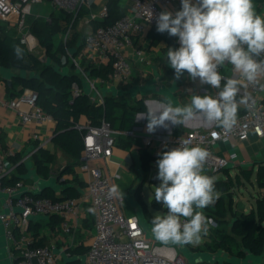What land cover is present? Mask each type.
I'll use <instances>...</instances> for the list:
<instances>
[{
	"label": "built area",
	"instance_id": "1",
	"mask_svg": "<svg viewBox=\"0 0 264 264\" xmlns=\"http://www.w3.org/2000/svg\"><path fill=\"white\" fill-rule=\"evenodd\" d=\"M44 1L49 2L48 10L65 11L71 15L63 33V41L66 44L74 30L79 8L82 5L90 6V0H0V34L15 33L22 44L30 51H35L39 42L31 32L29 18L33 16L50 19L52 12L48 11L46 15L34 13V6H41ZM129 1L131 6L128 15L87 33L82 54L70 55L73 64L85 76L90 89H96L97 79H91L86 74L81 64L83 57L94 65L111 64L109 80L127 82L133 74L127 49L133 45L134 35L143 32L148 26L157 28V18L164 8L181 0ZM100 15L101 18L107 16L106 4L102 7ZM174 39L179 44L178 38ZM142 53V50H137L139 58L144 60ZM220 72L226 79L239 78L228 64L221 67ZM260 83H264V76L260 77ZM241 90L248 94L247 104H244L237 116V123L230 130L214 123L210 129H189L177 134L173 131L170 134L139 135L134 128L116 130L107 121L97 126L87 120L80 121L76 126L83 131L84 149L77 168L86 174V178L84 188L78 196L57 199L39 196L35 193L37 187L23 179L14 184H4V177L12 176L16 165L6 154L0 152V193L5 195L4 199H0V222L10 247L21 252L14 264H57L63 258L57 253L55 244L34 242V237L28 231L30 223L37 220L33 217H60L62 228L71 235V241L66 246L69 247L75 245L76 231L87 213L92 215L94 233L84 264H210L201 261L191 263L175 245L151 241L139 216L135 213H125L120 204L121 196L118 192L111 191L116 188L115 179L119 178V165L112 168L110 165H104V161H111L119 137L133 143L140 141L141 148H145L154 157V163L160 153L188 140L191 145L208 150L205 174L224 173L225 169L232 167L238 159V153L233 151L225 155L219 152V143H228L233 139L245 141L251 133L264 137V90L258 85L241 87ZM79 91V87L75 85V94ZM217 91L214 89L212 95L215 96ZM243 94L239 92L237 99L240 100L239 95ZM92 96L93 99L103 101L101 93H92ZM38 98L39 94L35 90L26 88L20 95L4 100L3 105L16 110L23 124H34L33 138L38 141L40 147H47L52 143V137L43 136L41 129L53 118L38 105ZM56 174L57 172L54 175ZM223 177L226 178L227 175ZM66 179L64 175L59 180ZM204 215L211 221L209 230L216 226L214 217ZM68 257L70 256L66 252L65 258Z\"/></svg>",
	"mask_w": 264,
	"mask_h": 264
},
{
	"label": "trees",
	"instance_id": "2",
	"mask_svg": "<svg viewBox=\"0 0 264 264\" xmlns=\"http://www.w3.org/2000/svg\"><path fill=\"white\" fill-rule=\"evenodd\" d=\"M106 6L107 16L102 18V20H93V29L109 25L129 14V8L123 5L121 0H108ZM53 13L50 19L33 16L29 18L31 32L36 36L39 46L45 51L44 56H39L30 51L27 46L21 43L19 36H16L15 33L0 34V67L29 72L26 75L21 72L15 74L12 77L13 85L11 89H14L17 96L26 88L35 90L39 94L38 105L55 121L52 143L59 146L73 160L66 165L58 178L59 181L67 172L73 171L74 165L79 162L82 155L84 149L83 131L79 130L76 125L83 118L92 125H101L103 121H107L116 130H127L134 127L137 112L147 113L148 110L142 98L136 99L134 103L111 94L103 95V101L93 99L92 93L88 89L90 85L87 86L88 83L83 73L77 69L73 62L71 64L74 66V70H70L68 67L70 54L78 56L85 47V37L83 41L77 38L69 39L66 44L61 39L58 44H55V36L61 31L65 32L71 15L64 11H59L56 16ZM89 13L90 9L86 6L82 5L79 8L74 29L79 19ZM154 30L155 34H153V37L155 40L158 38L167 40L168 48L179 47L174 37L169 36L166 32L163 34L157 32L156 27H154ZM76 36L77 34H75ZM81 64L89 78L100 81L109 80V73L112 70L111 64L94 65L87 58H82ZM75 85L80 89L78 94H75ZM124 86L127 88L129 85L125 84ZM183 130V127L177 126L174 129V133L177 134ZM128 141L131 140L119 137L117 144L125 148ZM36 147L37 149L34 153L36 170L44 178H48L52 172H55L53 166L56 162V154L46 147H40L39 145H36ZM139 156L141 170L149 173L154 157L145 148H140ZM11 160L16 163V170L12 176L4 177V184H14L21 179L27 181V179L23 178L27 169L24 161H21V156L15 154L11 157ZM225 171L227 178L224 177L219 181L215 180V190H230L234 186L230 170L225 169ZM251 175V170L243 168L241 173H236L235 177L237 181L242 182L240 177L250 179ZM210 176L213 177V173ZM145 180L144 177L136 186L137 190L135 193L138 192L140 194L139 189ZM256 180L258 185L264 188V163L258 166ZM62 183L60 193H57L53 186L35 193L39 196H50L55 199L66 196H78L85 185V181L78 177L73 180L66 179ZM232 200L230 201L231 204L233 203ZM139 202L145 206L143 200ZM204 214L208 217L216 218L218 224L220 222L223 223L227 215V203L224 198L219 196L215 204L205 208ZM152 218V215L146 214V219L149 222H151ZM60 221V217L55 215L51 216L47 221L33 220L28 227V231L34 237L36 244H45L48 241L47 237L40 232L41 227L49 226L54 228ZM218 229V227L213 226L208 231L207 235L210 239L205 241V249L209 248V251L213 253L224 251L241 259L245 258L247 253L256 256L263 254L264 197L258 200L256 208H251L248 212H241L236 220L233 232H219L217 234L216 231ZM236 236L241 238V244ZM186 246L192 252L204 251L200 245L195 247L192 245ZM88 249L89 246L84 242L67 247L66 252L70 257L64 260V264H82V258L86 255ZM224 264H237V262L225 261Z\"/></svg>",
	"mask_w": 264,
	"mask_h": 264
},
{
	"label": "clouds",
	"instance_id": "3",
	"mask_svg": "<svg viewBox=\"0 0 264 264\" xmlns=\"http://www.w3.org/2000/svg\"><path fill=\"white\" fill-rule=\"evenodd\" d=\"M157 32L177 37L178 48H168V65L176 80L187 73L193 81L217 89L215 96L191 95L190 103L144 115L146 130L180 125L200 114L207 122L230 130L237 123L238 109L247 99H237L241 87L258 85L264 90V15L254 0H181L175 13L162 11ZM231 65L239 78H225L220 69ZM223 82V85H222ZM207 149L184 140L159 154L156 161L159 186L154 198L167 210L155 214L151 233L163 245L198 246L207 235L211 221L203 209L215 204V178L205 174ZM117 192L114 187L111 190Z\"/></svg>",
	"mask_w": 264,
	"mask_h": 264
},
{
	"label": "crops",
	"instance_id": "4",
	"mask_svg": "<svg viewBox=\"0 0 264 264\" xmlns=\"http://www.w3.org/2000/svg\"><path fill=\"white\" fill-rule=\"evenodd\" d=\"M107 1L108 0H90V6L84 5L90 9V13L86 14L85 16L79 19L76 28L71 33L70 39L77 38L78 40H82V41L84 40V37L86 35L84 33V30L87 31L88 27L91 28L90 31L93 30L92 21L102 20L101 15H100L101 9L107 3ZM195 2L196 0H193V3ZM121 3L127 6L130 11L131 2L129 0H121ZM254 3L256 4L257 12L261 15H264V0H254ZM180 8H181V1L175 2L172 5L166 6L164 8V11L167 10V11L175 13L176 11L180 10ZM48 11L55 12L52 10H48ZM58 34L60 37L61 34L63 35V32L61 31ZM75 34H77L76 37H75ZM153 34H155V30H154V27H151V26H148L143 32L135 34L133 38L134 43L132 46L128 47L127 55L130 58L132 62V66L134 68V75H132L131 78L132 79L135 78L134 80H136L135 82L136 85H142L146 81L157 79V87H159L160 91H157V93H152V94H154L157 97V99H160L163 102L156 101L159 106L157 107L150 106L151 110L153 112H156V111L161 110L163 106L166 105L164 101L165 99H167V95H163L162 93L164 90H167L168 82H175L174 81L175 77H174V70L168 65V60H167L168 42L167 40L162 39V38L161 39L158 38L155 40V38L153 37ZM59 37L56 38L55 36V39H59ZM84 48L79 54V56L84 51ZM137 50L143 51L142 57L144 58V60H141L139 58L137 54ZM17 73H18L17 69H13V68L3 69L2 67H0V152L6 154L10 161H12L11 157L13 155L19 154L21 156V161H24L26 169H27L25 177H28L30 174H32V172H36L38 176L43 177L37 172L36 165L34 163V153L36 151V145H38V141L33 138V134L35 131L34 124H29V125L23 124L19 116V113L16 110L3 105L4 100H9L17 96L14 89L13 90L11 89V86L13 85L12 77ZM186 75L187 73H184L183 76H186ZM103 82H106L108 86H107V89H104V92L102 93V95L111 94V95L120 97L121 94H124L125 92L123 88L124 86H120L119 85L120 82L110 81V80L103 81ZM180 85L178 86L179 88H180ZM205 85L206 84H204L203 86ZM205 92H207L205 94L212 95V93H210L209 90L208 91L206 90ZM240 92H243L244 94L239 95V99H242V98L248 99V94L246 92L242 91L241 89H240ZM177 93H179L178 95L180 97L177 95L176 98L177 97L179 98V103L181 106L187 105L190 103L191 97L189 98V100L183 101L181 98L182 95L180 94L179 90ZM120 98L125 99L122 97ZM141 98H142V95H139V96L137 95L136 97V99H141ZM243 107H244V104H241L239 106L238 114L243 109ZM141 119L145 121L144 126H138L136 124V122ZM82 120H86V119L83 118ZM138 120L135 121V125L133 128L139 133V135L151 134L146 130V126H147L146 119H144L143 117H140ZM213 125L214 123L207 122L200 114H197L187 122V125L184 124V130L197 129V128L210 129ZM176 127H177L176 125H172L171 123H169L168 128L160 127V128H157L156 131L153 133L170 134L171 132L174 131ZM54 130H55V121L53 119L48 121L46 124H44V126L41 129L43 136L45 137H48V136L52 137L54 134ZM139 142L140 141H138L137 143H133V141H128V144L125 148L117 144V146H115L114 148L111 161L110 160L104 161V165H110L112 168H115L116 167L115 165H119V168H118L119 173H120V170H126L130 172L131 168L133 167V164L134 166L140 165L139 150L142 146ZM235 146L240 147L242 149V152H241V156L240 154H238V159L232 165V167H234L233 172L239 171V165L247 164L248 162L253 163L254 160H256L257 155L261 154V152L263 151L262 149H264V137H259L255 133H251L249 138L245 141H239V140L233 139L228 143H219V145L217 146V150L225 155H228L229 153L233 151L237 152L235 150ZM46 148L50 149L52 152L56 154V162L53 166L54 170L57 169V166H60L59 170H61L62 167L68 165L69 162L73 161L68 154H66L59 146H56L53 143H49V145ZM54 148H57L58 151L60 152L62 151V155L60 156L57 155ZM136 158H138V163L136 162ZM14 164L16 165V163ZM77 165H79V162L74 165L72 172H67L65 174V177L68 180H73L75 177H78L82 179L83 181L85 180L86 174L80 172L77 168ZM243 168H246V167H243ZM231 171L232 170L230 169V172ZM54 174L55 172H52L51 175L55 176ZM121 177L122 175L118 179H120ZM56 180L58 181L57 177H56ZM129 185L130 183L127 186ZM35 186L37 187L35 192H40V191H44L48 189L52 185H48V184L39 185V183L37 182ZM53 187L57 191V193H60V190L58 191V189L55 186ZM122 198L123 197L121 196V199ZM37 220H40V219H37ZM88 221L92 223V229H91V238H92V235L94 233V224H93L92 215L90 213H87L86 216L82 219L81 226L76 231L75 245L84 242L86 245L89 246V243H86L87 240L83 238H79V235H78L79 233H84L86 231V225L87 223H89ZM40 232L42 233L43 236L47 237V241H48L47 243L55 244L57 247V253L63 256V258L59 260L57 264H64V260L66 259L65 258L66 249L64 248H67L66 246L69 245V242L71 241L70 240L71 235L64 231V229L61 226V223H59L54 228H51L49 226H43L41 227ZM20 255H21V252L19 249L10 247L7 239L5 238L4 229L0 222V264H14V262L20 257ZM248 261H249L248 264H252L251 259H249Z\"/></svg>",
	"mask_w": 264,
	"mask_h": 264
},
{
	"label": "rangeland",
	"instance_id": "5",
	"mask_svg": "<svg viewBox=\"0 0 264 264\" xmlns=\"http://www.w3.org/2000/svg\"><path fill=\"white\" fill-rule=\"evenodd\" d=\"M49 2L48 1H44V4H42L41 6H34V13H41L46 15L47 11H48V7H49ZM59 12L55 11L53 13V15H58ZM91 30V28L88 27L87 31L84 30V33L87 34L89 31ZM59 37V34L56 35V38ZM61 39H63V35L61 34L59 39H55V44H58ZM34 53H36L37 55L44 56V50L43 48H41L40 46L33 51ZM71 55V54H70ZM45 58V57H43ZM72 60L71 57L69 59L68 62V67L70 70H74V66L71 64ZM18 73L21 72V70L17 69ZM29 72H27L28 74ZM134 75V68H133V74ZM135 79V78H134ZM134 79H129V81L125 82V83H118L120 86H124L125 84L129 85L127 86V88H124V94H121L120 97L125 98L127 100H129L130 102H135L136 101V97L137 95H142L145 98H157L154 94L151 93V82L146 81L144 84L142 85H136V80ZM175 82H168V88L167 90L163 91V95H167V99H165V104H167L168 102H171L173 104V106H178L179 104V98L176 96L179 94L177 93L178 90L180 92V94L182 95L181 98L182 100H189V98L191 97V95L193 94H199V95H203L207 92H205L206 90L210 91V93H213V88H211L208 85L203 86L202 84L199 83V80L197 79L196 81H193L189 78L188 74L186 76H182L180 79L178 80H174ZM181 84V85H180ZM89 84H87L88 86ZM96 89H90V87L88 86V89L93 93V94H102L104 92V89H107V84L106 82L100 81L97 79L96 83ZM180 85V88L178 87ZM202 87V88H201ZM179 88V89H178ZM204 89V91H203ZM206 89V90H205ZM179 96V95H178ZM180 97V96H179ZM180 98V99H181ZM151 106H159L157 102L155 103H151ZM189 121V120H188ZM187 121V122H188ZM136 124L138 126H144L145 125V121L143 119L138 120L136 122ZM178 127H183L184 128V124H180V125H176ZM57 155H62V151H58L57 148H54ZM235 150L238 152V154H240L241 156V152L242 149L240 147L235 146ZM263 151L261 152V154L257 155L256 160H254L253 163H247V164H243V165H239V171H234L233 172V168L234 167H230L229 170L231 169V177L234 180V186L230 189V190H215L218 197H223L225 202L227 203V215L224 218V222L223 223H219L217 222L216 218L215 221L217 222L215 225L216 227H218V231L217 234L219 232H233V229L235 227V223L236 220L238 218V216L241 214L242 211H250L251 208H256L257 206V202L260 198L264 197V188H261L256 180V172H257V168L260 164L264 163V149H262ZM136 162L138 163V158H136ZM246 167L245 169L247 170H251L252 171V175L250 179H246L244 177H240V179L242 180V182L237 181L235 175L236 173H241L242 168ZM60 166H57V169H55V172L59 171ZM121 173V174H120ZM119 173V177L122 175V177L120 179H115V184H116V189L117 192L119 194V196H122L123 198L120 200V204L123 208V210L125 211V213H135L139 216L140 220L142 221V224L145 228L146 231V235L147 237L153 241V242H158L152 235L151 233V222H149L146 219L145 216V212L143 211L142 207L139 208L138 212L136 209V206L138 205V202L143 200L145 202V204H147V208L149 210V213L155 215V214H162L165 213L167 210L163 207L162 203L157 202L156 200L154 202H151L150 199L152 197H154L153 193H154V187L155 186H159L160 181L159 182H155L154 180H152L154 173L158 174V167L156 165V163H152V168L151 171L149 173L147 172H143L141 170L140 165H135L133 164V167L131 168V171H126V170H120ZM226 171L223 173H215L213 174V177L215 178V180L218 177L221 176H225ZM207 175H212V173ZM145 177V182L143 183V185L140 187L139 192L140 194L135 193V188L136 186L142 181V179ZM227 178V177H226ZM135 182H134V181ZM133 181V182H132ZM27 182H31L32 184L36 185L37 182L39 183V185H44V184H48V185H52L55 186L58 191L60 190L61 185L63 184L61 181H57L55 176H50L48 178H44L41 176H38L36 174V172H32V174H30L28 176ZM59 182V183H58ZM132 182V183H131ZM130 183L129 186H127ZM5 195L3 193H0V199H4ZM233 198V200H232ZM155 199V198H154ZM233 201V203L231 204L230 201ZM240 202L245 203V208L241 209L239 207ZM205 209H203L202 211L204 212ZM34 219H40V220H44L46 221L48 219L47 216H36L33 217ZM89 223H87L86 225V231L84 233H79V238H83L86 239L87 242L86 243H90L91 240V229H92V224L90 223V221H88ZM218 225V226H217ZM212 238V237H211ZM237 240L239 241V243L241 244V238L239 236H236ZM210 238L208 237V235L203 236L201 243L199 244L200 247L202 249H204V251H197V252H192L189 251V256L187 257V259L189 260V262L191 263H196L197 260L200 258V256H202V258L204 260H206L205 262H208V259L210 257H213L214 255H216L219 259V263L223 264V262L227 259H232L235 261H243V262H249L248 260L251 259L252 260V264H264V253L261 255H252L249 253L246 255L245 258H239V257H235L234 255H231L229 253L224 254L223 252L217 251L215 253L209 251V248H206V244L205 241L209 240ZM213 239V238H212ZM179 250L180 248L178 246H176ZM181 251V250H180ZM182 252V251H181ZM220 252V253H219ZM183 253V252H182ZM184 254V253H183ZM211 263V262H209Z\"/></svg>",
	"mask_w": 264,
	"mask_h": 264
},
{
	"label": "water",
	"instance_id": "6",
	"mask_svg": "<svg viewBox=\"0 0 264 264\" xmlns=\"http://www.w3.org/2000/svg\"><path fill=\"white\" fill-rule=\"evenodd\" d=\"M3 69H6V68H3ZM22 73L24 74V75H26L27 73H26V71H22ZM150 82H151V86H152V91H151V93H157V88L159 89V87H157V79H155V80H150ZM142 99H144V103H145V105L147 106V109H148V112L149 111H152L151 110V107H150V105H149V103L150 102H156V101H162V100H160V99H157V98H145V97H143L142 96ZM163 102V101H162ZM178 106H181L180 105V103L178 104ZM146 113H144V112H137V114H136V117H135V119L136 120H138L140 117H144V115H145ZM184 124L185 125H187V121L186 122H184ZM53 137V136H52ZM66 166H64V167H62V169L61 170H59L58 172H57V174H56V176L57 177H59L61 174H62V171L64 170V168H65ZM4 176H2V178H3ZM156 177H157V173H154V175H153V178H152V180H154L155 182H159V180L158 179H156ZM25 179H28V177H24ZM224 177L223 176H221V177H218L216 180L217 181H219V180H222ZM137 188V187H136ZM135 188V192H136V189ZM150 201L151 202H154L155 201V199H154V197H152L151 199H150ZM140 207H142V209H143V211L145 212V216H146V214L148 213V214H151V213H149V210H148V208H147V204H145V206H143L140 202H138V205L136 206V209H137V212H138V210H139V208ZM239 207L241 208V209H244L245 208V203H243V202H240V204H239ZM179 248H180V250L184 253V255L185 256H189V248L187 247V246H183V247H180V246H178ZM220 252H223L224 254H226L227 255V252H224V251H220ZM219 252V253H220ZM248 254V253H247ZM85 257H86V255H84V257L82 258V264H84V261H85ZM235 257H237V256H235ZM205 262L206 260H204L203 258H202V256H200V258L197 260V262ZM225 261H235V260H232V259H227V260H225ZM224 261V262H225ZM208 262H211V263H215V262H218L219 263V259H218V257L216 256V255H214L213 257H210L209 259H208ZM224 262H223V264H224ZM235 262H237V264H248L247 262L245 263V262H243V261H235ZM220 264V263H219Z\"/></svg>",
	"mask_w": 264,
	"mask_h": 264
},
{
	"label": "flooded vegetation",
	"instance_id": "7",
	"mask_svg": "<svg viewBox=\"0 0 264 264\" xmlns=\"http://www.w3.org/2000/svg\"><path fill=\"white\" fill-rule=\"evenodd\" d=\"M152 91V90H151ZM157 91H160V89L157 88ZM153 92V91H152Z\"/></svg>",
	"mask_w": 264,
	"mask_h": 264
},
{
	"label": "bare ground",
	"instance_id": "8",
	"mask_svg": "<svg viewBox=\"0 0 264 264\" xmlns=\"http://www.w3.org/2000/svg\"><path fill=\"white\" fill-rule=\"evenodd\" d=\"M151 103H153V102H150V103H149L150 106H151Z\"/></svg>",
	"mask_w": 264,
	"mask_h": 264
}]
</instances>
